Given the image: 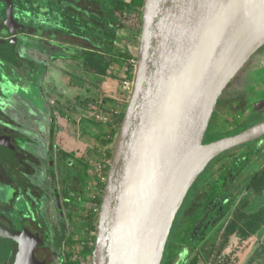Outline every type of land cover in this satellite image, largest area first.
<instances>
[{
    "label": "water",
    "instance_id": "obj_1",
    "mask_svg": "<svg viewBox=\"0 0 264 264\" xmlns=\"http://www.w3.org/2000/svg\"><path fill=\"white\" fill-rule=\"evenodd\" d=\"M6 21H15L11 0ZM13 37L0 39V54L11 59L17 55ZM139 44L92 264H161L175 219L210 162L264 136L262 120L205 141L219 98L264 45V0H145ZM48 76L49 85L56 77ZM1 98L0 113L16 122L8 113L11 97ZM86 108L78 114L92 118ZM0 145L15 155L10 137L0 138ZM42 242L40 233L10 227L0 218V260L9 258L17 243L13 264H45L36 256Z\"/></svg>",
    "mask_w": 264,
    "mask_h": 264
},
{
    "label": "trees",
    "instance_id": "obj_2",
    "mask_svg": "<svg viewBox=\"0 0 264 264\" xmlns=\"http://www.w3.org/2000/svg\"><path fill=\"white\" fill-rule=\"evenodd\" d=\"M91 1L93 3L89 14L86 12L83 14L76 8H73L74 10L68 8L66 11H62L64 22L61 24L63 27L58 30L57 34L73 37L72 42L75 41L83 45V49H79L74 57L79 59L81 68L85 71L106 76L109 73L112 74L111 70L115 66L119 69L126 67L127 71L130 72L128 73L129 78L134 80L136 65L132 67L130 60L133 58L138 60V56L131 53L129 47L130 32H128L125 21L123 22V15L128 11H139L142 29L145 0ZM136 37L140 39L139 36ZM66 39L71 41V38ZM64 53L66 56V51ZM116 73L113 72V74ZM113 103L109 99L104 100L107 128L104 131L106 133L100 138L104 146L108 145L106 155L110 159H112L113 146L128 105L125 104L122 107ZM246 156V152H241L222 169L218 177L214 180L210 179L211 188L205 201L196 212L190 215L186 225L180 230L178 219L186 199L190 193H193L192 196L194 197L198 187L210 177V162L206 170L193 184L175 219L161 264H242L243 260L241 262L240 253L245 252L252 245L254 236L264 228V205L255 208V198L251 200L250 197L251 195L259 196L264 192V164L256 172L242 178L246 168L244 169L242 166L239 169L236 165ZM109 168L110 166L106 169V173L109 172ZM237 180L239 182L235 185ZM199 181L201 182L199 183ZM105 186V182L100 184L102 192L95 197H90L84 192L81 197L83 201L79 203L75 199L74 202L76 203L72 202L75 204L74 207L83 211L81 214H78V211V213L74 212L72 216L77 220L78 227L84 231V235L78 240L68 239V245L72 247L78 242L83 246L78 256L71 250L65 252L58 264H89L92 262L99 211ZM70 195L72 196V194ZM1 197L3 196H0V200H5ZM88 202H92L94 207H88ZM0 218L8 226L18 228L17 223L10 225L4 216ZM21 220L23 228L26 227L35 233L40 232L43 242L39 246H46L50 250L51 253L46 262L53 264V248L54 246L60 248L63 245L62 240L66 236L64 234L61 237L53 236L48 224H40L31 217L23 216ZM177 232L181 237L175 240ZM261 239L259 247L255 250V255L250 256L251 259L248 262L250 264L256 255L259 257L263 254L264 235ZM17 249L18 244L16 243L12 248L11 256L0 260V263L10 262L13 264ZM36 256L38 259L44 260L37 251Z\"/></svg>",
    "mask_w": 264,
    "mask_h": 264
},
{
    "label": "crops",
    "instance_id": "obj_3",
    "mask_svg": "<svg viewBox=\"0 0 264 264\" xmlns=\"http://www.w3.org/2000/svg\"><path fill=\"white\" fill-rule=\"evenodd\" d=\"M70 43V47L64 48V50L60 52V55L56 53L49 55L51 56L50 58H59L56 61L54 60L55 62H52L50 59L51 61L49 63L51 64L48 63L49 67L45 61L40 63L41 65L46 64V68L45 71L42 72L41 77L35 80L29 79L26 76H19V72L21 71L11 72L8 75L3 73L0 74L3 78V81L0 83V95H4L7 99L11 97V105L8 107V113L10 116H13V118L16 116V122L15 120H11V123L15 124L8 125V127L10 126L13 128L15 127L14 125H16L21 131H24L21 138H15L13 141L11 140V142L13 145H16V150L19 147L35 155L41 163L40 171L45 172V163L50 162L48 166L50 167L51 165V168H47V170H49V175H51L54 181L50 185H46V188H43V190L41 189V192L39 190V192L42 195H48L50 191L54 193L58 209L62 213L64 211L61 205L63 203L61 202V198L65 202L70 201L72 206H75V204L72 203L74 202L73 195L77 197L76 201L78 200L80 203V201H83L81 200L83 195L81 191L89 194L90 197L93 194L95 180L91 178L92 175L90 171H94L93 165L95 163H102L108 158L106 155L108 146H104L98 140L106 133L104 131H106L107 128L104 100L109 99L114 102L113 104L123 107L125 103L121 102L123 95L122 91L124 87L127 86L122 82L123 70L125 68L119 69L118 67L114 68V71L111 70L112 74L109 73L106 76L94 74L92 72L88 73L91 74V76H87V74H85L86 76H80V74L76 72L78 70H76L73 74H69L70 76H54L56 78L52 79V83L48 85L50 81L48 79V77H50L48 76L49 72L53 70V65H58L57 62L62 58L67 62L72 60L76 63L75 66L79 65L81 67V62L74 56L79 49H83V45L75 41ZM64 51L67 53L66 56H64ZM53 55L54 57H52ZM26 63L27 62H25V64ZM25 64H23V68L27 72L31 67V63H29V68L25 66ZM57 70L61 72L59 69ZM113 72H117L118 74H113ZM84 73L86 72H83L82 75H84ZM31 83H33V87L29 85ZM2 88H7L8 91H2ZM99 91L103 95L101 106L105 111V119L97 121L92 118H87L88 120L84 123L85 120L78 114V110L80 112L83 108L93 106V96H98L97 93ZM56 92L61 95L62 99H55L57 103L54 104L51 102V99L55 98ZM89 92L91 94H88ZM78 103H80V108L76 105ZM91 120H95L98 124H93ZM32 145L41 146V151L32 152L29 149ZM6 153H8L9 156L5 158L6 162L4 166L8 178L10 179L7 183L13 185L9 186L11 198H7L3 201L0 200L2 201L0 203H2L3 209L7 213L11 206H13L15 195L19 194L21 191L28 192L33 190V188L30 189L33 185L28 184L32 181L33 176L28 175L27 188H20L16 181L19 178L17 171L22 172V168H19L20 166L15 156H11L9 152ZM60 180L64 183L63 186L59 184ZM37 185V181H35V189ZM70 194H72V196ZM44 199H48V197H44ZM37 200L34 198L31 199L33 209L36 211L37 215L33 216L31 213L25 212L23 216L31 217L40 224H48L39 213L40 207H43L44 201L41 200L39 202Z\"/></svg>",
    "mask_w": 264,
    "mask_h": 264
},
{
    "label": "rangeland",
    "instance_id": "obj_4",
    "mask_svg": "<svg viewBox=\"0 0 264 264\" xmlns=\"http://www.w3.org/2000/svg\"><path fill=\"white\" fill-rule=\"evenodd\" d=\"M128 1H131V0H128ZM90 2L93 3V1H91V0H90ZM80 3H82V2L79 1V3L77 4L78 7H80V5H81L83 7V9L85 8L87 10H91V9H89L88 4L85 5V3H82V4H80ZM93 6H95V5H93ZM23 13H25V11ZM26 14H29V11H27ZM51 16H52V20L47 19V17H44L43 15H41L39 17H43L44 19L46 18V22H47V20H50V22H49L50 26H54V25L58 24L59 12L58 11H52ZM35 18H38V17L35 16ZM22 19L26 20L25 18H22ZM124 21H125V24L127 25L128 32H130L129 47H130L131 53L134 56H138L140 39H138L136 36L140 37V34H141V13L139 11L125 12V14L123 15V22ZM39 45L40 46L37 47V44H35L31 48L28 49L27 55L32 58L33 63L40 64V62L45 61L48 64L51 60H52V62H55L57 59H59L58 57H54V56H53L54 58H50L51 56H49V55L53 54L55 52L58 54L61 51L60 49H57V48L51 49L46 44H43V45L39 44ZM21 51L23 53H25L24 49ZM28 56L26 57V61H28V58H29ZM62 59L57 62L58 65H53L55 67V69L53 67V70L49 72V75H51V76L52 75L53 76H60V75L61 76H70L69 74H73L74 71L78 70L76 72H78L80 74V76H86L85 74H87V76H91V74H88L89 72L82 69L79 65L75 66L76 63H74L72 60H70V62L69 61L67 62V61H65V59H63V61H62ZM71 62H73V63H71ZM49 64H51V63H49ZM49 64H48V67H49ZM130 65H132V67H134L132 59L130 60ZM25 66H27L28 68L30 67L28 62L25 64ZM114 68H117V67L116 66L113 67L112 68L113 71H114ZM248 68H249L248 66L245 68L243 66V68L239 71V73L237 74V76L233 80L235 85H241L246 81L248 73L250 74ZM29 69H31L32 75H38V73H37L39 70L38 67L33 65ZM57 69H59L61 72H59ZM83 72H86V73H84V75H82ZM123 73L125 75H128V73H130V72H128L127 68L125 67V69L123 70ZM19 76H22V72H19ZM116 76H118V75H116ZM133 84H134V80L130 79L129 86L128 85H127L128 87L125 86L123 91H122L123 95H122L121 102L128 104V102L131 98ZM29 85L32 86V84H29ZM88 94H91V93L89 92ZM97 94H98V96H93L92 101H94V104L96 103L99 105L101 103V99H102L103 95L100 91ZM56 97H58L59 100L62 99L61 95L57 94V92H56ZM3 101L4 100L0 97L1 105H3ZM55 103H57V102H55ZM80 103H78L76 105L79 106ZM245 106L246 105H244L241 102L236 101V100L227 101V100L223 99V101L217 105V107L214 111V114L212 116L208 131H207V134L205 137V141L209 142V141H213V140L218 139V138H222L225 136H229V135L238 133L243 128L242 126H244V124H246L248 122V116H250L251 114H253L257 111L262 110L264 107V104L259 103V104L254 106L255 107L254 109L249 108V106H246V107ZM79 108H80V106H79ZM83 118L85 120L84 121V123H85L86 120H88V119L85 116ZM91 121L93 124L94 123L98 124L97 122H95V120H91ZM14 126H16V125H14ZM98 140L101 142L100 139H98ZM106 146H108V145H106ZM29 149L35 153V152H39V150L41 151V146L32 145ZM241 152L242 153L246 152L247 156L243 160L239 161L237 163L236 167H239V169H240L242 166H244V169L246 168V170H244V172L242 174L243 175L242 178H244L246 175H250L253 172H256V170H258L259 167L263 166V164H264V136L260 140H255V141L249 142L247 144H244L242 146H239L237 148H234L232 150H229V151L221 154L220 156L216 157L211 162V164L209 165L210 177L198 187L194 197L192 196L193 193H190V195L188 196V199H186L187 201H186L185 206L183 208V211H181L180 217L178 219V223H179L178 226H179L180 230L182 228H184V226L186 225L187 220L189 219L190 215L192 213L196 212L201 207L202 203L205 201V199L208 195V192L211 188L212 182L210 181V179L214 180L216 177H218V175L220 174L222 169L227 164H229L230 161L235 159L236 156L240 155ZM48 163L49 162L45 163V165H46L45 166V168H46L45 172L39 171L38 176L34 179L37 181V184H38L36 189H33L31 191H28V192H26V191L22 192L21 191L19 194L15 195V200L13 201V206H11V208L7 211V213H8L7 215L11 218L12 222H17V221L21 220L22 216L25 212H27V213L29 212L33 216H36L37 213L33 209L31 199H33V198L36 200L40 199V200H37L39 202L41 200H43L44 201L43 207L42 206H41L42 208L40 207L39 213L47 221L50 229L52 230V235L56 236V237L57 236L61 237L64 234L66 236V238L65 239L63 238V240H62L63 245L61 244L62 246L60 248L59 247L57 248L55 246L53 248V255H54L53 264H58L61 256L63 254H65V252H68L69 250H71L76 256H78L80 254L79 252L82 249L83 244L77 242L72 247H70L68 245V242H69L68 239L78 240L84 235L83 234L84 231H82L78 227L77 220L75 219V217L72 216L73 213L76 211H78V212L80 211L79 214H81V212H82L81 209H79V208L77 209L76 207L72 206L70 201L65 202L61 198V200H62L61 202H63L61 205H62V208L64 211L62 213L58 209V204H57L56 196H54V193H52L51 191L49 192L48 195H45V194L42 195L40 193L41 189L43 190V188H46V185H50L54 181V179L51 178V175H49V171L47 170V168L49 167ZM99 166H100V163H98V166L94 167L95 172L93 170L90 171V173L92 175L91 178L94 180H97V174H95V173L97 172L96 169H98ZM82 169H83V165H82ZM207 171H208V169H207ZM200 182L201 181H199V183ZM238 182L239 181L237 180L235 182V185H237L236 183H238ZM59 184L61 186H63L64 183H62L60 180ZM9 190H10L9 187L0 188V196H3L1 198H5V199L11 198ZM39 190H40V192H39ZM29 197H31V198H29ZM44 197H48V199H44ZM72 197L74 198V200L77 199L76 196H74V195ZM192 197H193V199H192ZM250 197H251V200H254V198H255V203H254L255 208H259V207L264 205V192L259 196L251 195ZM74 203H76V202H74ZM92 205H93L92 202L87 203V206H92ZM179 228H178V230H179ZM18 229H23V227L19 226ZM263 235H264V228L259 233H257V235L254 236V239L252 240V245L248 249H246L245 252L240 253L241 262L243 260L242 264H250V263H248L249 260L251 259L250 256L255 255V252H256L255 250L259 247L260 242L262 241L261 238ZM180 237L181 236H179L178 232H177V234L175 236V240L180 239ZM0 264H10V262L0 263ZM89 264H92V262H89ZM252 264H264V251H263V254L261 256L258 257L256 255V258L254 259V261H252Z\"/></svg>",
    "mask_w": 264,
    "mask_h": 264
},
{
    "label": "flooded vegetation",
    "instance_id": "obj_5",
    "mask_svg": "<svg viewBox=\"0 0 264 264\" xmlns=\"http://www.w3.org/2000/svg\"><path fill=\"white\" fill-rule=\"evenodd\" d=\"M11 1H12V9H13V15L15 21L7 22L6 19L8 17L9 0H0V39H3L5 41L12 40L14 38L13 36L16 35L17 55L16 58L11 59L2 56L0 54V74L3 73L5 75H8L11 72L21 71L22 76H26L29 79L35 80L38 77H41L42 72L45 71L46 64L38 65L36 63H33L32 58L27 55L28 49L35 44H37V47L40 46L39 44L41 45L46 44L51 49L57 48L60 49L61 51H63L64 48L70 47L71 45L70 42H72L74 38L57 34L58 30L63 27L61 24L62 22H64L62 11L64 10L66 11L68 8H70L69 10H74L73 8H76L79 11H81L83 14L85 12L86 14H89L91 13V10H87L85 8L83 9V7L80 4L82 3H85V5L88 4L89 9H91L92 3L90 2V0H11ZM79 1L82 2L79 4L80 7L77 6ZM24 11L25 13H23ZM27 11H29V14H26ZM52 11L59 12L58 24L54 26H50L49 24L50 20H52V16H51ZM41 15L47 17V19L50 20H47L46 22V18L44 19L43 17H39ZM35 16H37L38 18H35ZM22 18H25L26 20H23ZM65 38H69V39L71 38L70 39L71 41H67V39L65 40ZM23 49L25 53L21 51ZM60 52L58 53L59 55ZM27 56L29 57L28 61H26ZM25 62L31 63L30 64L31 67L33 65L38 67L39 69L37 72L38 76H33L31 69H29L27 72L24 70L23 64H25ZM247 66L249 67L248 69L250 74L248 73L246 81L241 85H235L233 82V80L235 79L234 78L229 83V85L227 86V88L224 90L223 94L219 98L218 104H220L223 101V99L227 101L230 100L239 101L242 104L249 106V108L252 109H254L255 108L254 106L259 103L264 104V45L260 47L250 57V59L245 63L244 68ZM2 81L3 78L2 76H0V83ZM31 84L33 87L34 86L33 83ZM2 91H8V89L2 88ZM262 120H264V107L262 110L257 111L251 114L250 116H248V122L244 124V126H242L243 127L242 129L244 130L249 126L254 125ZM12 124L15 123H11V119L8 116H5L0 113V138H4L5 140L8 139V137H10L11 140L13 141L15 138L22 137V133L24 131H21L17 126L13 128H11L10 126L8 127V125H12ZM261 138L257 140H260ZM5 148L6 147H2L0 145V188H6L13 185L7 183V181H10V179L8 178L4 165L6 162L5 158L9 155L8 153H6L7 148L6 149ZM14 156L18 165L20 166L18 167L20 169L22 168V172L17 171V174H19V178L16 181L18 182L17 184L20 186V188H27L28 184L33 185L32 187H30V189L32 188L35 189L34 186L36 180L34 179L38 176V173L41 170L40 168L41 163L39 162L38 158L32 153H29V151L19 147L17 148L16 154ZM50 168L51 165L50 167H48V169ZM28 175L33 176V178L32 181L27 184ZM6 176H7V180H6ZM81 192L84 193L83 191ZM7 214L8 213H6V211L3 209L2 203H0V217L4 216L5 220L8 223H10V225H16V223L18 224V227L22 225V220H19L17 222H12L11 218ZM36 251L42 257V259H44L42 261L45 262L47 261L48 259L47 257L51 253L50 250L46 248V246H42V247L37 246ZM45 264H48V262H46Z\"/></svg>",
    "mask_w": 264,
    "mask_h": 264
},
{
    "label": "built area",
    "instance_id": "obj_6",
    "mask_svg": "<svg viewBox=\"0 0 264 264\" xmlns=\"http://www.w3.org/2000/svg\"><path fill=\"white\" fill-rule=\"evenodd\" d=\"M132 62L134 65L137 66V60L135 58L132 59ZM122 76H123V81H122L123 84L129 85L130 79H129L128 75H125L123 73ZM51 102L55 103V98H52ZM85 113L87 116L92 117V118L97 119V120H104L105 119V111L102 108L101 103L99 105L93 104V106L87 107L85 110ZM111 162H112V159L106 158L102 163H100L99 168L96 169L97 172L95 174H97V180H95V182H94V192L91 195V197H95V195L101 194L102 190H101L100 184L104 183V182L106 183L107 177H108V173H106V169L111 165ZM96 166H98L97 163H95L93 165L94 171H95L94 167H96ZM88 207H94V204L92 206H88Z\"/></svg>",
    "mask_w": 264,
    "mask_h": 264
}]
</instances>
